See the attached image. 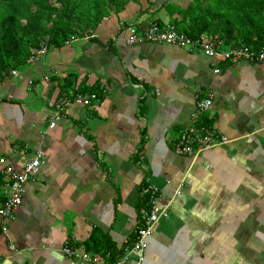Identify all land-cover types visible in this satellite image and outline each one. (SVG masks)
I'll list each match as a JSON object with an SVG mask.
<instances>
[{
  "label": "crops",
  "instance_id": "crops-1",
  "mask_svg": "<svg viewBox=\"0 0 264 264\" xmlns=\"http://www.w3.org/2000/svg\"><path fill=\"white\" fill-rule=\"evenodd\" d=\"M143 1L104 19L96 42L50 49L0 80V207L3 168L37 152L42 161L22 204L0 218V264H136L130 244L145 188L168 217L146 238L140 264H264V67L214 64L166 43L127 45L123 25L146 28L141 10L161 4ZM157 17L170 20L164 9ZM70 74L74 91L84 83L98 95L89 105L62 91ZM209 95L211 108L199 112ZM58 103L63 118L53 121ZM212 126L226 143L175 153L184 129Z\"/></svg>",
  "mask_w": 264,
  "mask_h": 264
},
{
  "label": "trees",
  "instance_id": "trees-1",
  "mask_svg": "<svg viewBox=\"0 0 264 264\" xmlns=\"http://www.w3.org/2000/svg\"><path fill=\"white\" fill-rule=\"evenodd\" d=\"M130 3L139 4V0H0V80L33 62L41 47L60 49L84 38L96 42L99 24ZM154 6L149 4L140 15L148 14L150 23L161 31L170 25L194 41L211 36L217 49L264 46V0H191L185 7L165 0ZM161 9L169 16L167 23L156 18ZM77 78V74L68 75L62 91L95 96L84 83L74 91Z\"/></svg>",
  "mask_w": 264,
  "mask_h": 264
},
{
  "label": "built area",
  "instance_id": "built-area-1",
  "mask_svg": "<svg viewBox=\"0 0 264 264\" xmlns=\"http://www.w3.org/2000/svg\"><path fill=\"white\" fill-rule=\"evenodd\" d=\"M123 34L126 35L125 42L127 45L137 44L139 42L166 43L172 46L187 48L214 61V64L223 62L225 64H236L238 62L258 63L264 67V46L259 50H251L249 48H223L217 49L213 40L203 35L199 40L194 41L186 37L184 34L176 31L172 26H167L164 30H159L157 25L149 24L147 28H139L135 25L124 27ZM46 52L45 47H41L36 56L31 61L38 60ZM218 73L219 70L214 71ZM47 81V78H45ZM31 83V82H29ZM95 99L94 95L83 96L77 94L73 101L76 104L87 106ZM212 106V96L197 102V110L199 112L207 111ZM61 103L56 104V115L53 121H60L63 118ZM227 139L214 130V127L208 128H186L184 129L177 141L174 149L175 153L181 156H197L205 149L215 146L216 143H226ZM41 153L37 152L36 156L29 162L24 163L19 169L13 167H5L2 172L7 179V197L4 204L0 207V218L12 217L13 213L22 204L25 195V188L29 181L38 174L42 164ZM3 162V161H1ZM142 194H149L148 202L145 207L140 209L141 226L138 227L134 240L130 244L131 250L138 255V262L143 261V254L146 248V238L150 235L152 228L160 220L168 217L165 208H161L155 203L156 189L145 188ZM76 250V249H75ZM64 252L68 256L76 255L73 248H65ZM80 255V254H78ZM81 258L84 260H95L94 256L88 253H82ZM117 264H121L118 262Z\"/></svg>",
  "mask_w": 264,
  "mask_h": 264
},
{
  "label": "rangeland",
  "instance_id": "rangeland-1",
  "mask_svg": "<svg viewBox=\"0 0 264 264\" xmlns=\"http://www.w3.org/2000/svg\"><path fill=\"white\" fill-rule=\"evenodd\" d=\"M143 1V0H142ZM155 1H157L159 4L160 3H162L163 1H165V0H155ZM170 1H172V0H170ZM144 2V1H143ZM142 2V3H143ZM175 2V1H174ZM187 2V0H176V3L177 4H180V5H182V6H185V3ZM143 5H144V3H143ZM145 6V5H144ZM173 6V5H172ZM160 12V11H159ZM136 16H138V13H136ZM164 22L165 23H167L168 22V20H164ZM147 28V27H146ZM85 40H87L88 38H84Z\"/></svg>",
  "mask_w": 264,
  "mask_h": 264
},
{
  "label": "bare ground",
  "instance_id": "bare-ground-1",
  "mask_svg": "<svg viewBox=\"0 0 264 264\" xmlns=\"http://www.w3.org/2000/svg\"><path fill=\"white\" fill-rule=\"evenodd\" d=\"M123 24V23H122ZM120 25V24H119ZM130 25V24H129ZM126 26V25H125ZM121 28V27H120ZM124 28V27H123ZM160 29V28H159ZM163 29V28H162ZM122 32V31H121ZM211 37V36H210ZM215 40V39H214ZM223 42V41H222ZM224 43V42H223ZM222 43V44H223ZM232 47V46H231ZM236 48V47H235ZM219 49V48H218ZM196 53V52H195ZM235 66V65H234ZM222 67H224V66H222ZM231 67H233V66H231ZM225 68V67H224ZM208 97V96H207ZM83 260V259H82Z\"/></svg>",
  "mask_w": 264,
  "mask_h": 264
},
{
  "label": "clouds",
  "instance_id": "clouds-1",
  "mask_svg": "<svg viewBox=\"0 0 264 264\" xmlns=\"http://www.w3.org/2000/svg\"><path fill=\"white\" fill-rule=\"evenodd\" d=\"M149 24H150V23H149ZM149 24H148V25H149ZM130 25H135V26H137L136 24H130ZM137 27H138V26H137Z\"/></svg>",
  "mask_w": 264,
  "mask_h": 264
}]
</instances>
